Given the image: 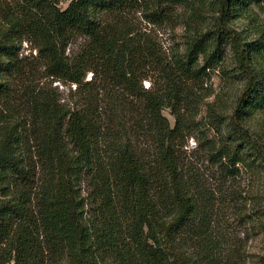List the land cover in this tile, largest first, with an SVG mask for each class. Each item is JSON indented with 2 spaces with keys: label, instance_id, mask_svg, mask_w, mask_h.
Here are the masks:
<instances>
[{
  "label": "trees",
  "instance_id": "trees-1",
  "mask_svg": "<svg viewBox=\"0 0 264 264\" xmlns=\"http://www.w3.org/2000/svg\"><path fill=\"white\" fill-rule=\"evenodd\" d=\"M1 1L3 16L11 15L0 23V264H45L52 240L63 238L75 245L78 264H193L185 255L198 210L181 149L182 111L205 68L191 59L196 50L210 45L206 66L231 50L245 83L227 138L264 160V145L242 123L264 93L252 64L263 43L227 24L244 0H209L217 22L193 41L188 60L169 57L123 21L142 10L162 22L173 17L166 7L148 13L141 0H69L65 8L56 0ZM79 36L84 42L67 53ZM24 41L29 56H20ZM53 82L70 88L67 99ZM140 134L154 143L156 159L132 145ZM123 226L129 241L119 237ZM127 250L142 260L131 263Z\"/></svg>",
  "mask_w": 264,
  "mask_h": 264
},
{
  "label": "rangeland",
  "instance_id": "rangeland-1",
  "mask_svg": "<svg viewBox=\"0 0 264 264\" xmlns=\"http://www.w3.org/2000/svg\"><path fill=\"white\" fill-rule=\"evenodd\" d=\"M56 1L61 8L69 2ZM141 1L148 13L166 7L173 17L155 22L140 10L124 14L123 21L150 36L169 57L185 60L189 59L193 41L211 28L219 15L209 0ZM0 3L5 4L1 0ZM1 9L2 5L0 23L11 15L4 17ZM227 24L247 39L263 43L261 49L253 52L252 64L264 81V0H244ZM84 40L82 36L72 40L67 53L75 52ZM210 49V45H205L191 56L196 66L205 68L194 81L182 111L186 123L181 149L183 175L198 210L192 219L189 234L192 238L185 256L193 264H264V160L260 153L235 147L236 142L227 138L230 117L245 79L231 50L227 49L221 59L206 66ZM30 51V44L24 41L20 56H29ZM91 78L92 72L87 73L86 79ZM150 83L149 79L143 80L146 88ZM52 85H57L67 99L68 86L59 82ZM260 99L248 107L242 123L264 145V93ZM162 112L173 126L175 117L171 109L165 107ZM131 139L141 157L153 160L158 157L154 143L146 135ZM122 231L120 239L125 237L129 241L124 226ZM74 247L68 238L52 240V250L44 257L45 264H78ZM114 247L120 251L118 245ZM126 253L131 263L142 260L139 251Z\"/></svg>",
  "mask_w": 264,
  "mask_h": 264
}]
</instances>
